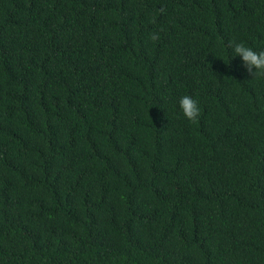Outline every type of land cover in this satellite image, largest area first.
Instances as JSON below:
<instances>
[{
	"label": "trees",
	"instance_id": "1",
	"mask_svg": "<svg viewBox=\"0 0 264 264\" xmlns=\"http://www.w3.org/2000/svg\"><path fill=\"white\" fill-rule=\"evenodd\" d=\"M232 42L264 49V0H0V264H264Z\"/></svg>",
	"mask_w": 264,
	"mask_h": 264
},
{
	"label": "clouds",
	"instance_id": "2",
	"mask_svg": "<svg viewBox=\"0 0 264 264\" xmlns=\"http://www.w3.org/2000/svg\"><path fill=\"white\" fill-rule=\"evenodd\" d=\"M152 39H157V35L153 34ZM229 46L231 47L230 60L238 56L250 74L264 75V49L255 51L242 42H232ZM178 107L183 117L189 121H195L200 112L197 100L188 95L179 98Z\"/></svg>",
	"mask_w": 264,
	"mask_h": 264
}]
</instances>
